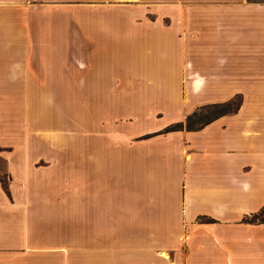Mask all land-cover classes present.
Listing matches in <instances>:
<instances>
[{
  "label": "crops",
  "instance_id": "obj_1",
  "mask_svg": "<svg viewBox=\"0 0 264 264\" xmlns=\"http://www.w3.org/2000/svg\"><path fill=\"white\" fill-rule=\"evenodd\" d=\"M123 1L0 0V127L72 113L0 152V264H264V4Z\"/></svg>",
  "mask_w": 264,
  "mask_h": 264
},
{
  "label": "rangeland",
  "instance_id": "obj_2",
  "mask_svg": "<svg viewBox=\"0 0 264 264\" xmlns=\"http://www.w3.org/2000/svg\"><path fill=\"white\" fill-rule=\"evenodd\" d=\"M122 3H126L128 5L130 4H143L150 7V3L145 2H138L136 0H124ZM50 100V103L48 102V105H56V100L58 99H48ZM39 99H33V105L38 106ZM80 103H78L79 108V117L82 116V113H80L82 108H80L83 104L87 102V99L82 98L79 100ZM67 106V113H64L62 115L63 122L58 121L57 119L53 120L54 122L42 121L44 118V115L38 112H24L22 114L16 115V119L14 121V127L15 132L14 136L11 134H8L7 131L3 130L0 127V145L9 144L6 146H0V152H9V153H15V152H24V148L19 145L17 142H15L12 139H18L21 140L23 138L30 139L34 145H32V152L38 153L42 152L46 147L42 145L41 143L45 141L46 139H56V138H62L65 141H69L71 137V103L68 101L66 103ZM218 111L216 109H206L203 110L198 117V119H195L192 127L198 128L202 121H206L207 119L212 118L215 113ZM53 116V115H51ZM76 117V115H74ZM47 118L50 117V114L46 116ZM54 119V118H53ZM201 119V120H200ZM62 123L61 127H52L56 126L57 124ZM57 123V124H56ZM186 128V126H185ZM14 144V145H13ZM69 146H65L64 149H67ZM52 148H54L52 146ZM7 177L5 176L6 180ZM260 213V212H258ZM256 213V214H258ZM255 214H252L251 216H248V218H252ZM262 219V217H259L258 220Z\"/></svg>",
  "mask_w": 264,
  "mask_h": 264
},
{
  "label": "trees",
  "instance_id": "obj_3",
  "mask_svg": "<svg viewBox=\"0 0 264 264\" xmlns=\"http://www.w3.org/2000/svg\"><path fill=\"white\" fill-rule=\"evenodd\" d=\"M248 1L252 2V3L264 4V0H248ZM242 102H243L242 97L237 96L234 99H232L226 103L214 104V105H209V106L203 107L199 111L190 115L184 123H179V124H176V125L170 127L169 131L183 130V129H185V126H186V129L190 130V131L200 129V128L204 127L205 125L209 124L210 122H212L213 120H215L216 118H219V117L227 115V114L237 113L238 110L240 109L241 105H242ZM211 108L216 109L218 112L215 113V115L212 118L207 119L206 121H202V123L200 124V126L198 128H196V129L193 128L192 125H193L195 119H198V117L201 115L200 113L203 110L211 109ZM259 217H262V219L258 220ZM246 222L264 223V209L261 210L260 213L255 214L252 218L247 217Z\"/></svg>",
  "mask_w": 264,
  "mask_h": 264
}]
</instances>
